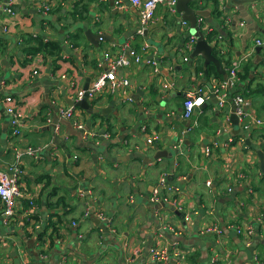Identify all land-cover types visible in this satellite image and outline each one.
<instances>
[{
    "label": "crops",
    "instance_id": "crops-1",
    "mask_svg": "<svg viewBox=\"0 0 264 264\" xmlns=\"http://www.w3.org/2000/svg\"><path fill=\"white\" fill-rule=\"evenodd\" d=\"M12 1L13 14L0 11V95L14 98L23 126L12 135L0 102V173L17 174L22 197L15 217L0 220V264H159L152 248L174 254L167 264H263L264 0H187L186 11L161 3L142 35L131 0H92L81 17L79 0ZM87 30L108 39L95 47ZM201 33L226 81L186 47ZM37 39L58 42L59 56L27 59ZM120 56L128 86L91 98V113L77 107ZM228 64L236 78L220 107L214 90ZM198 87L205 103L184 119ZM70 107L72 120L61 114ZM210 224L221 234L204 232Z\"/></svg>",
    "mask_w": 264,
    "mask_h": 264
},
{
    "label": "built area",
    "instance_id": "built-area-1",
    "mask_svg": "<svg viewBox=\"0 0 264 264\" xmlns=\"http://www.w3.org/2000/svg\"><path fill=\"white\" fill-rule=\"evenodd\" d=\"M175 0H131V3L139 9V19H138V30L137 34L142 35L146 30L147 26L152 24L154 21V14L156 8L161 3H166L172 7L175 5ZM39 9L44 13H48L51 8L49 2H40ZM13 1L12 0H1L0 1V11H5L9 14H13ZM201 19H199V23ZM195 44V39L191 38L186 43L187 48H192ZM148 48V44H142L140 47V52H132L130 58L134 62H138L141 59V54L146 51ZM148 64H155V61H147ZM130 64V60L125 58V56H120L118 59L110 60L108 62L109 70L99 76L89 87L86 91H82L79 95L80 99L84 93L87 94L88 98H94L95 96L101 94L104 91H109L111 93L115 92L119 86L127 87L128 81L126 79H118L117 77V70L121 67L127 66ZM236 68L237 65L232 66L228 73H229V80L228 82L221 83V85L214 90L215 95L219 98L220 107H223L226 103V93L223 91L225 90L227 83H231L233 79L236 78ZM236 103V113L241 114V107L243 104V99L236 97L233 99ZM0 102L5 104L6 111L11 116V125H12V135L17 136L20 134L21 128L23 126V118L21 114L18 112L16 103L13 97L6 95L0 98ZM205 103V90L203 87H198L195 90L188 92L186 94V98L183 102V118L189 119L192 115V112L195 109H200ZM62 117L68 120L74 119V108L70 107L67 110L62 111ZM76 123V122H75ZM80 128L81 126H77ZM16 170V168H14ZM166 189L165 178L161 177L158 181V189L154 192L153 199L159 200V193ZM21 190L20 185L18 182L17 174L13 176H8L7 174L1 172L0 173V220L4 224H8L16 215V209L19 198H21ZM88 214V210L85 212V216ZM97 216L105 219L102 213L98 212ZM185 220L187 221L188 218L186 217ZM204 232L213 233V234H221V230L218 224H210L209 226L205 227ZM239 233L250 235L252 233L251 229H240L237 228ZM174 254L171 253L166 248L156 249L152 248L149 251V256L152 261L157 262L159 264H167L169 259ZM219 264V263H215ZM264 264V263H263Z\"/></svg>",
    "mask_w": 264,
    "mask_h": 264
},
{
    "label": "water",
    "instance_id": "water-1",
    "mask_svg": "<svg viewBox=\"0 0 264 264\" xmlns=\"http://www.w3.org/2000/svg\"><path fill=\"white\" fill-rule=\"evenodd\" d=\"M186 1L187 0H177L176 7L178 8L179 11H186V6H185ZM248 16L244 15L243 18L247 22H250L251 19H250V16L249 17ZM85 36H86L87 40L92 45H94L95 47L98 46V44H99V42L101 40L105 41V40L108 39L105 34L93 33L90 30H87L85 32ZM196 38L197 39H196V42H195V46H194V49H193L192 56L201 55L202 58L204 59L205 64L213 63L215 68H216V70H217V72L220 75H222V79L226 81L227 80L226 72L224 70H222L219 61L212 55V47L208 44V42L206 41V39L204 38L202 33L198 34V36ZM245 39H246V37H244V41H245ZM257 50H258V48H257ZM87 88H88V86H86L83 90L86 91ZM89 104H90V99L88 98L86 93H84V95L78 101L75 102V105L77 107H79L80 109L89 111L91 113L92 109H90ZM232 105H233L232 106V108H233L232 114H233V117H234V112L236 110V107H235L234 104H232ZM258 155H259V159H260V170L264 174V156L260 152L258 153ZM102 229L106 232V228L102 227Z\"/></svg>",
    "mask_w": 264,
    "mask_h": 264
},
{
    "label": "trees",
    "instance_id": "trees-1",
    "mask_svg": "<svg viewBox=\"0 0 264 264\" xmlns=\"http://www.w3.org/2000/svg\"><path fill=\"white\" fill-rule=\"evenodd\" d=\"M90 1H92V0H79L76 4H75V6H76V8L78 9V11H76V14L79 16V17H81V13H79V8H82V10L83 11H86V9H85V7H86V4L87 3H89ZM51 12V9L48 11V14ZM51 14V13H50ZM75 16V15H74ZM76 37L77 36H72V38H74V39H76ZM206 41L208 42V43H210L211 42V38L209 37V36H206ZM35 42V45H33L32 47H30V48H27V49H25V52L28 54V57H27V59H29L32 55H34V54H36V53H38V52H45V53H47V54H49V55H52V56H55L56 58L59 56V54L61 53V47H60V45H59V43L58 42H55V41H47V42H43V41H39V39H37V40H35L34 41ZM213 55L214 56H216L217 57V53L216 52H213ZM233 66V65H232ZM231 66V64L229 65H227V68H226V70H227V72L229 71V69L232 67ZM240 67H241V64H240ZM242 70H243V72H244V74L242 75V74H239V73H237L238 74V76H240V77H244L245 76V74H246V69H245V67L243 66L242 67ZM211 73H214V67L213 66H211L209 69H208V76H210L211 75ZM257 90V89H256ZM2 96L0 95V98H1Z\"/></svg>",
    "mask_w": 264,
    "mask_h": 264
}]
</instances>
